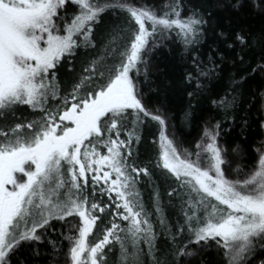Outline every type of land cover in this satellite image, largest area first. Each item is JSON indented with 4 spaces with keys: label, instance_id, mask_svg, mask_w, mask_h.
Wrapping results in <instances>:
<instances>
[{
    "label": "snow or ice",
    "instance_id": "snow-or-ice-1",
    "mask_svg": "<svg viewBox=\"0 0 264 264\" xmlns=\"http://www.w3.org/2000/svg\"><path fill=\"white\" fill-rule=\"evenodd\" d=\"M0 264H264V0H0Z\"/></svg>",
    "mask_w": 264,
    "mask_h": 264
},
{
    "label": "trees",
    "instance_id": "trees-1",
    "mask_svg": "<svg viewBox=\"0 0 264 264\" xmlns=\"http://www.w3.org/2000/svg\"><path fill=\"white\" fill-rule=\"evenodd\" d=\"M139 2L141 3H147L148 5H155L157 7H159L161 5V3L163 2V0H139ZM219 25L221 27L226 26V18L224 16V14H221L220 19L218 21ZM245 23L250 24L252 26V28L255 30L258 26H259V21L252 19L251 17H249ZM171 47L173 48V50H176L178 48V45L172 44ZM154 60L156 61V63L158 64V66L164 70L165 73L168 74H172L171 73V65L176 64L177 65V71L179 69V65H178V59L174 56H172L168 49H160L157 53L156 56L154 57ZM229 69L226 68L225 70V74H228ZM67 73L66 71H62L61 72V76L62 77H67ZM250 87L253 91H256V89L259 87L258 82H252L250 84ZM157 97L155 96V94H152V100L155 103L157 101ZM159 99H162L159 98ZM251 104H255L256 103V99L255 97H249ZM251 104L245 105V108L248 109V111L252 112V120H255L257 118V114L255 109H253L251 107ZM185 103L181 101V99L177 96V95H173V94H169L168 96V103H167V108H168V114L171 117L170 119V128H169V132L170 134L173 131L172 125L175 126V135L177 138L178 142H182L184 147H188V148H192L195 141L199 139V137L202 135V130L204 127V121L208 119V109L206 107H203L201 109L197 110V116H196V120L197 123L193 124L191 127H186L181 123V115H182V109L185 107ZM241 115H245V113H240ZM151 129H146L145 131V136L147 137L148 141H150L153 138L149 133H150ZM239 131L240 129H234L233 132L229 135L228 139L230 141L232 140H238L239 138ZM255 134V125H253V132L250 133V137L253 136ZM139 155H147L149 156H154V152L152 149H150L148 147V145H146L143 141L141 143V147H139ZM254 155V153H253ZM255 161L253 160L252 156H246L244 158V160L241 161V165H248V167L243 168V171H248L249 168L251 167V165L254 163ZM235 164L233 165V169L228 171V175L229 178L232 179H237V178H242V174L240 176H238L235 172ZM156 172H160L159 169L155 170ZM22 258H27V259H31L29 253L27 250H24L22 253ZM207 258H209L211 261H215L216 260V255L215 252H211L207 254ZM41 259H47L46 257L41 258Z\"/></svg>",
    "mask_w": 264,
    "mask_h": 264
},
{
    "label": "rangeland",
    "instance_id": "rangeland-1",
    "mask_svg": "<svg viewBox=\"0 0 264 264\" xmlns=\"http://www.w3.org/2000/svg\"><path fill=\"white\" fill-rule=\"evenodd\" d=\"M106 15H110V14H106ZM140 147H141V145H140ZM147 158H148L147 155H140V159L141 160H146ZM155 173H156V175H155L154 179L156 180V182L158 184H160L163 187L164 186V177L160 176V174H159L160 172L158 173V172L155 171ZM140 187H141V191L144 194L145 200L147 201L151 189L148 188L147 185H144V184H142Z\"/></svg>",
    "mask_w": 264,
    "mask_h": 264
}]
</instances>
